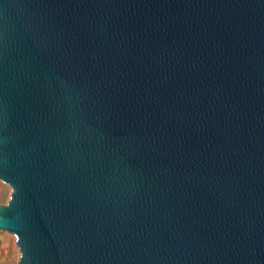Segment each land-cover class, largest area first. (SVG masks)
<instances>
[{
	"label": "water",
	"instance_id": "95a60500",
	"mask_svg": "<svg viewBox=\"0 0 264 264\" xmlns=\"http://www.w3.org/2000/svg\"><path fill=\"white\" fill-rule=\"evenodd\" d=\"M7 264H264V0H0Z\"/></svg>",
	"mask_w": 264,
	"mask_h": 264
},
{
	"label": "rangeland",
	"instance_id": "374dc122",
	"mask_svg": "<svg viewBox=\"0 0 264 264\" xmlns=\"http://www.w3.org/2000/svg\"><path fill=\"white\" fill-rule=\"evenodd\" d=\"M6 196H7V191L0 182V203L4 204L6 202ZM0 264H7L1 249H0Z\"/></svg>",
	"mask_w": 264,
	"mask_h": 264
}]
</instances>
